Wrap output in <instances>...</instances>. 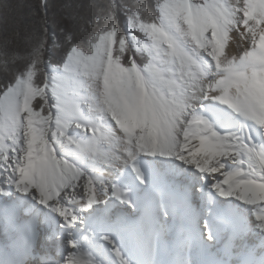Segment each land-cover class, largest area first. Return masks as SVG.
Returning <instances> with one entry per match:
<instances>
[{
  "label": "snow or ice",
  "instance_id": "obj_1",
  "mask_svg": "<svg viewBox=\"0 0 264 264\" xmlns=\"http://www.w3.org/2000/svg\"><path fill=\"white\" fill-rule=\"evenodd\" d=\"M28 7L0 41V264H264V0Z\"/></svg>",
  "mask_w": 264,
  "mask_h": 264
},
{
  "label": "trees",
  "instance_id": "obj_2",
  "mask_svg": "<svg viewBox=\"0 0 264 264\" xmlns=\"http://www.w3.org/2000/svg\"><path fill=\"white\" fill-rule=\"evenodd\" d=\"M36 0H0V41H2L6 32H10L17 20L21 23L29 21V7ZM70 2V0H49L52 5L53 12H59L62 5ZM78 2V0H77ZM11 5L12 8L5 10L4 5ZM23 5L20 12H17V6Z\"/></svg>",
  "mask_w": 264,
  "mask_h": 264
}]
</instances>
